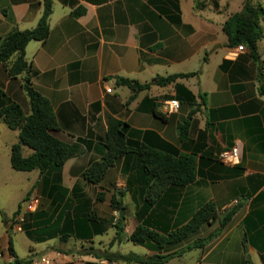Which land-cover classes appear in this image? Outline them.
Segmentation results:
<instances>
[{"label":"crops","instance_id":"0c3cea01","mask_svg":"<svg viewBox=\"0 0 264 264\" xmlns=\"http://www.w3.org/2000/svg\"><path fill=\"white\" fill-rule=\"evenodd\" d=\"M245 1L51 0L48 38L25 50L30 72L11 78L0 63V103L19 104L29 115L28 77L53 108V135L80 144L83 152L59 173L15 171L11 151L19 131L0 122V264H17L7 259L10 242L18 264L41 257L52 264H140L125 261L128 255H171L165 264H264V23L257 59L247 47H229L223 31ZM250 1L264 7V0ZM44 9L45 0H0V39L34 29ZM190 73L197 75L136 93L117 82L145 85ZM177 85L195 96L194 106ZM177 97L181 107L168 113L163 103ZM148 100L165 119L143 108ZM111 119L128 125L132 146L193 157L195 181L157 196L155 178L131 154L119 158L99 184L88 183L84 172L102 159ZM186 123L181 139L179 127ZM234 146L241 149L240 164L221 163L218 155ZM22 153L29 157L33 150L23 146ZM31 197L39 199L38 207L25 214L19 230L16 213ZM209 203L218 219L178 244L159 250L130 239L139 225L168 235ZM233 211L222 228L220 221Z\"/></svg>","mask_w":264,"mask_h":264},{"label":"trees","instance_id":"16d2710c","mask_svg":"<svg viewBox=\"0 0 264 264\" xmlns=\"http://www.w3.org/2000/svg\"><path fill=\"white\" fill-rule=\"evenodd\" d=\"M52 13L51 0H45L43 16L37 26L31 30H14L0 39V63L8 65V74L11 78H17L30 72V65L25 59V50L32 41L44 42L49 36V19ZM81 12H77L79 15ZM264 7L255 5L246 0L242 10L231 16L223 25V31L228 37L229 47H247L253 58L257 59V46L263 38ZM12 60V61H11ZM11 61V62H10ZM10 62V63H9ZM197 73L176 74L168 77H157L149 84H139L124 78H117L120 86H126L133 92L149 90L151 86H167L179 79H187L196 76ZM30 101V114L26 115L23 108L14 102L0 103V122L11 130L19 131V143L12 147L11 165L15 171L31 172L39 170L40 173H59L65 163L83 152L80 144L68 145L58 140L53 131L57 129V119L49 101L32 87L30 79L26 77L24 86ZM177 93L184 91L189 98V103L194 106L195 96L182 85L176 86ZM204 102V97H202ZM180 103L182 99L176 98ZM150 105L143 107L159 118L165 119V115L158 111L153 100H148ZM194 114V113H193ZM128 125L111 119L108 122V130L104 137L105 153L100 161L93 162L84 172V179L91 184H99L107 171L112 168L119 158L136 154L141 157L144 170L155 178L154 186L159 196L168 186L183 187L195 181L196 161L193 157H179L162 154L149 150L145 146H132L127 141L126 128ZM181 139L187 137L188 123L179 127ZM23 146L33 150L29 157H24ZM28 198H26L27 200ZM113 206L120 210L121 204L113 200ZM19 210L16 213H19ZM234 211L227 214L221 221L224 228L234 215ZM218 219V213L214 204L209 203L200 208L184 226L175 229L168 235H160L138 226L130 237L131 241L140 245L154 244L162 250L166 245L178 244L186 240L190 235L199 231L205 225ZM9 251L14 250L10 242ZM171 255H154L140 258L134 255L124 256L127 262L140 264H165ZM16 263H20L16 260ZM31 262L27 263L30 264Z\"/></svg>","mask_w":264,"mask_h":264},{"label":"built area","instance_id":"2783aa9c","mask_svg":"<svg viewBox=\"0 0 264 264\" xmlns=\"http://www.w3.org/2000/svg\"><path fill=\"white\" fill-rule=\"evenodd\" d=\"M237 50L242 52L245 50L244 46H238ZM107 92L111 93V89H107ZM165 110L169 112L177 111L181 107L180 102L177 99H171L163 103ZM242 159V152L238 146H234L230 149L222 151L218 155V160L227 165V166H236L239 165ZM39 204V199L37 197H31L28 201L23 204L24 209H20L19 213L16 216V228L21 230L22 224L24 222L25 214L35 212ZM4 258V253L0 252V259ZM7 259L11 263H15L16 260L13 255L9 254ZM31 264H52L51 260L47 257H41L40 259L32 262Z\"/></svg>","mask_w":264,"mask_h":264},{"label":"rangeland","instance_id":"374dc122","mask_svg":"<svg viewBox=\"0 0 264 264\" xmlns=\"http://www.w3.org/2000/svg\"><path fill=\"white\" fill-rule=\"evenodd\" d=\"M1 126H5V125H3V123H1ZM27 201H28V199L27 200L25 199L24 202H23V204H25ZM23 204L21 205L22 210L24 209Z\"/></svg>","mask_w":264,"mask_h":264},{"label":"water","instance_id":"95a60500","mask_svg":"<svg viewBox=\"0 0 264 264\" xmlns=\"http://www.w3.org/2000/svg\"><path fill=\"white\" fill-rule=\"evenodd\" d=\"M121 217H122V218L124 217V212H123V210H122V212H121Z\"/></svg>","mask_w":264,"mask_h":264}]
</instances>
